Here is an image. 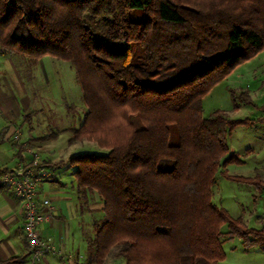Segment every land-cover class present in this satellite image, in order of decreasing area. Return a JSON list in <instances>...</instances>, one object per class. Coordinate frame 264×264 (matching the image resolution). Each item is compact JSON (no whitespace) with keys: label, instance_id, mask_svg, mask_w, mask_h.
Returning a JSON list of instances; mask_svg holds the SVG:
<instances>
[{"label":"trees","instance_id":"16d2710c","mask_svg":"<svg viewBox=\"0 0 264 264\" xmlns=\"http://www.w3.org/2000/svg\"><path fill=\"white\" fill-rule=\"evenodd\" d=\"M263 50L264 0H0V56L70 62L87 111L69 144L108 150L43 162L52 178L71 171L81 203L100 197L88 264H218L235 237L264 250V227L248 228L213 202L220 168L240 161L228 137L264 118L231 120L218 110L207 119L202 106ZM241 97L255 106L248 92ZM10 172L0 168V191ZM233 179L264 192L259 175Z\"/></svg>","mask_w":264,"mask_h":264},{"label":"rangeland","instance_id":"374dc122","mask_svg":"<svg viewBox=\"0 0 264 264\" xmlns=\"http://www.w3.org/2000/svg\"><path fill=\"white\" fill-rule=\"evenodd\" d=\"M141 13L137 10L133 18L139 20ZM5 57L1 56V61H4ZM7 57H12L17 62V71L28 87L32 105L37 109L33 112L36 120L26 123L23 128V140H26L31 123L36 127L34 136L44 135L49 139L46 143L31 142L34 152L52 158L50 154H47V146H50L57 152L59 150L65 152L60 157L61 160L67 159L68 155L108 153V150L100 148L94 142L83 141L70 146L69 139L72 136L70 133L64 135L62 133L56 142H50L52 140L50 138H55L54 136L61 134V130L64 131L65 128L70 130L79 128L87 111L82 99V90L75 80V70L70 62L46 56L33 64L24 56ZM244 92L249 93L255 106L242 102L241 96ZM235 102L238 107H235ZM202 106L204 118L207 119L218 110L225 111L227 118L231 120L264 118L262 108L264 107V50L242 62L224 80L213 87L203 98ZM38 109L43 110L42 115ZM36 123L41 125V129ZM70 130L67 129L69 132ZM228 146L240 161L229 164L226 169L220 168L213 188V202L217 206L224 207L232 217L242 218L248 228L260 230L264 227V192L233 178H254L259 175L264 181V124L236 127L228 137ZM3 148L6 149L7 144H4ZM41 165L50 169L43 163ZM50 172L53 175L52 169ZM64 172L61 175V181L64 184H71L74 180L71 171ZM226 174L233 178H228ZM56 177L59 179V174L56 173ZM97 195V193L91 194L88 204L82 200L85 209L90 210L86 227L90 237L93 235L91 223L103 216V204ZM227 230L226 226L223 227V232ZM116 251L117 249L114 253ZM224 251L226 258L218 264H264V250L257 246L246 249L243 240L239 237L224 243ZM105 264H126V261L122 257L117 259L110 257Z\"/></svg>","mask_w":264,"mask_h":264},{"label":"crops","instance_id":"0c3cea01","mask_svg":"<svg viewBox=\"0 0 264 264\" xmlns=\"http://www.w3.org/2000/svg\"><path fill=\"white\" fill-rule=\"evenodd\" d=\"M27 89L21 74L17 71L15 59L6 56L4 61H1L0 56V168H8L10 171L21 166H30L35 159L41 163L47 160L54 163L61 160L60 157L65 153L61 150L57 152L53 147L47 146V154L52 156V160L51 157L34 152L31 142L39 141L44 135L34 136L36 127L33 123L30 124L26 140H23L25 124L36 120L35 116L30 121L25 120V116L36 109L32 105ZM38 111L43 114L42 109ZM37 127L41 129L40 124H37ZM67 129L70 130V128L61 130L58 138L62 133L72 134ZM4 144H7L6 149L3 148ZM56 173L59 174V179L54 176L40 185L42 197L49 198L54 209L50 220L41 227L42 238L51 245L52 252L35 263L29 255L31 251L23 235L22 203L10 189L0 191V258L3 261L27 255L22 264H88L87 239L90 237V232L86 227L90 210H86L82 205L76 190L71 185L73 181L71 184H64L61 181V175L65 172L59 170ZM90 226L93 233V223Z\"/></svg>","mask_w":264,"mask_h":264},{"label":"built area","instance_id":"2783aa9c","mask_svg":"<svg viewBox=\"0 0 264 264\" xmlns=\"http://www.w3.org/2000/svg\"><path fill=\"white\" fill-rule=\"evenodd\" d=\"M52 177L51 172L35 159L30 166L19 167L6 174L3 180L22 203L23 235L35 263L52 252L51 245L42 238V224L50 220L53 205L42 197L40 185Z\"/></svg>","mask_w":264,"mask_h":264}]
</instances>
